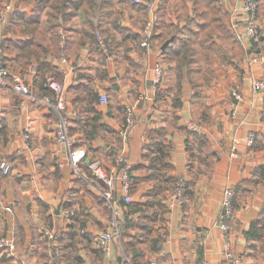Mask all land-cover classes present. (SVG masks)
Masks as SVG:
<instances>
[{
  "label": "crops",
  "instance_id": "obj_1",
  "mask_svg": "<svg viewBox=\"0 0 264 264\" xmlns=\"http://www.w3.org/2000/svg\"><path fill=\"white\" fill-rule=\"evenodd\" d=\"M172 1L165 5L173 9ZM220 1L242 34L247 26L243 0ZM163 2L139 0L145 17L122 8L120 29L109 24L100 31L111 48L107 55L83 39L89 26L81 11L59 20L54 29L47 9L39 12L36 22L27 20L35 8L31 0H0V12L11 7L0 30L6 66L11 73L25 75L36 97L31 101L9 87L0 90V160L11 167L9 174L0 173V238L14 244L13 255L0 248V264H95L100 258L108 260L106 264H123L125 255L157 264H222L225 238L234 264H264V103L251 86V77H264V38L259 37L263 44L258 63L248 65L258 42L242 38L245 55L239 69L211 60V78L195 90L178 80L167 51L170 39L163 43L165 53L158 39L154 45L140 42L143 27L154 25ZM258 24L261 33L264 10ZM125 30L131 32L127 38ZM159 61L165 76L157 97L148 100L142 94L153 95V68ZM50 79L63 87V111L52 90L51 95L41 94ZM231 88L243 97L236 118L231 117ZM44 96L52 106L38 100ZM127 105H136L137 123L124 144L119 131ZM72 111L84 113L82 120L71 117ZM62 117L86 149V160L98 158L106 170L125 145L132 166V204L125 215L131 221L148 219L153 226L150 240L133 244L135 228H129L122 238L127 252L121 243L113 245L109 255L99 249L96 237L107 226L109 209L94 194H101L104 185L85 163L79 175L71 169L66 150L54 139ZM85 120L95 125L90 140ZM27 123L31 132L25 141ZM189 123L198 126L199 134L187 128ZM250 129L257 131L253 147L244 142ZM199 135L208 141L205 151L217 154L214 164L200 152ZM181 175L189 185L184 203L178 205L169 197L172 188H165L169 178ZM226 188L239 192L224 234L219 214ZM116 251L120 257L113 259Z\"/></svg>",
  "mask_w": 264,
  "mask_h": 264
},
{
  "label": "trees",
  "instance_id": "obj_2",
  "mask_svg": "<svg viewBox=\"0 0 264 264\" xmlns=\"http://www.w3.org/2000/svg\"><path fill=\"white\" fill-rule=\"evenodd\" d=\"M19 1L20 3L22 2V0ZM31 1L35 8L34 12L27 18V20L29 22H36L39 12L47 9L48 16H50L51 24L54 29H58L59 20L65 21L74 13L81 11L89 26L88 31L83 34V39L94 43L100 50L99 42L102 40L105 43L106 50L109 52L111 51V48L107 40L101 36L100 31L104 30L109 24L114 28L120 29L118 27V22L121 17L122 8L127 9L130 13L136 11L140 17H145L146 11L142 4L140 5L133 0ZM163 1L164 2L156 11V21L151 27V35L148 42L151 43V45H154L155 41L158 39L160 41L159 49H161L162 53H165V50L162 49L163 43L167 39H170L172 46L167 51L168 55H170L171 59L174 61L175 72L179 81L190 83L195 90L196 88L198 89L205 86L211 78V60H219L223 64L239 69L243 56L245 55V51L241 45L243 40L238 37V34H240L238 30L240 28L237 22L232 21L230 13L225 10L220 0H173L172 2L175 5L173 6V9L170 7V3L165 5V2L168 0ZM258 2L257 18L258 16L261 18L264 10V2ZM189 3L192 5H189ZM123 34L124 37L127 38L131 35V32L125 30ZM144 37L145 36L142 34L140 42L144 40ZM259 37L264 38V28L261 30ZM259 37L257 39L258 45L256 43L258 47L255 49L257 52L256 54L262 56L261 47L263 40ZM40 90L42 95L52 94L46 83L41 86ZM83 116L84 113L78 112V115L76 116L78 122L82 120ZM60 121H64L63 117ZM136 123L137 122H135L134 126H136ZM83 125L88 128L86 137L89 140L92 139L95 128L94 122L85 120ZM120 146V141H117V147L120 148ZM207 148L208 141L202 135H199L200 152L205 154V149ZM205 155L206 157H210L212 162L218 157L213 150L210 151V153L206 152ZM116 157H113L112 165L115 163ZM129 163V160L125 157L123 163L117 167L116 174L124 171ZM176 179L169 178L167 181L169 186L165 189L172 188ZM159 190H161V188H159ZM238 192L239 189L235 188L233 199L236 198ZM94 195L98 201L106 207V202L102 195L97 193ZM118 195L119 193L115 192V196L118 197ZM120 205L123 207L125 215V209L129 204L120 202ZM236 205V201L234 202L233 200V209ZM138 219L142 225L143 223L146 224L142 227V230L143 228L150 226L148 219ZM125 221H129L130 225L132 223L130 219H127L126 215ZM130 225L125 226L126 229H123L124 234H126V230L129 231ZM134 225L136 228V223H134ZM148 230H150V228H148ZM135 260H133V262L136 263L133 264H137L141 259L137 258ZM56 263L57 260H54L53 264Z\"/></svg>",
  "mask_w": 264,
  "mask_h": 264
},
{
  "label": "built area",
  "instance_id": "obj_3",
  "mask_svg": "<svg viewBox=\"0 0 264 264\" xmlns=\"http://www.w3.org/2000/svg\"><path fill=\"white\" fill-rule=\"evenodd\" d=\"M135 2H139V0H133ZM258 2L255 0H243L242 9L246 14L247 18V26L245 27L243 33L238 37L241 39L248 41H257L260 35V28L258 24L257 18V8ZM11 9L10 5L5 6L4 12H0V30L7 18V11ZM151 27L152 23L148 22L142 30V34L145 36L142 41V46L148 45V39L151 35ZM98 35V34H97ZM99 36V35H98ZM101 50L104 54H109L110 52L106 50L105 43L100 40L99 42ZM3 54L0 48V90L4 87H9L18 97L28 98L29 100H34L36 97L30 92L29 85L26 82V78L24 74L18 73H9L8 68L3 65ZM260 60V56L255 54L254 56H250L248 60V65L256 64ZM164 77V68L161 62H157L153 68V78L152 84L154 88V92L159 88L161 82ZM251 86L254 92L258 93L260 97L264 98V80L260 78L251 77ZM47 87L54 92V97L57 100L56 106L60 110H65L66 107L64 105V100L62 97L63 87L61 83L50 79L47 81ZM232 95L234 98V109L231 112L232 118L237 116V107L243 101V97L240 93L235 90L232 91ZM40 102H43L45 105L52 106L51 99L47 96L41 97L38 99ZM101 103L105 101L104 97H100ZM135 107L134 105H127L124 109V124L123 127L119 131V135L122 137L124 144L126 143V139L129 137L132 128L135 125L136 117L134 113ZM71 117H76L78 115L77 111H72L69 113ZM192 129V128H190ZM193 130V129H192ZM31 132V125L27 123L23 130V138L25 141L29 140ZM256 137V133L254 130H250L244 142L248 146H252L254 144ZM54 139L55 142L64 147L68 154L69 163L73 172L77 175L80 174L79 166L81 163H85L88 170L92 173V175L100 180L104 187L102 188L101 195L106 202V205L109 209V216L106 228L101 231L96 237V244L101 249V251L105 255H109L111 251V247L113 243L118 238L119 225L121 223V217L123 214L122 206L120 202L128 204L131 202L132 197L130 194V183H131V167L130 165L126 166V169L119 174H116L117 167L120 166L125 158V145L123 146L122 152L116 157L115 163L113 166L106 170L103 166V162L98 158H91L88 161L87 159V151L82 144L77 142V140L70 134L69 125L67 122H61L57 125L54 130ZM11 172V167L5 160H0V173L3 175H7ZM184 178H178L174 184V187L171 192V196L174 199L180 198L182 195H185L186 184ZM118 184V187H117ZM115 192L121 194L119 200L115 196ZM234 198V190L233 188H226L222 194V202L219 214V222L221 225L224 234L226 233L228 227L226 225L225 219L230 217L233 213V199ZM9 210V208H6ZM226 237V235H225ZM0 248L5 249L7 255H13L14 244L11 240L1 237L0 238ZM222 264H234L236 262V258L233 256L231 252L229 242L227 238H225V249H224V258ZM145 264H157L154 260L147 261Z\"/></svg>",
  "mask_w": 264,
  "mask_h": 264
},
{
  "label": "rangeland",
  "instance_id": "obj_4",
  "mask_svg": "<svg viewBox=\"0 0 264 264\" xmlns=\"http://www.w3.org/2000/svg\"><path fill=\"white\" fill-rule=\"evenodd\" d=\"M246 15V14H245ZM2 28V27H1ZM3 65L4 66H6V62H5V59H4V57H3ZM159 62H161V61H159ZM162 63V65H163V62H161ZM7 67V66H6ZM8 72L9 73H11L10 72V70H8ZM212 74V73H211ZM165 76V75H164ZM254 77V76H253ZM252 77V78H253ZM255 78H260V79H262V80H264V77H255ZM163 79H164V77H163ZM52 80H54V79H52ZM54 81H56V80H54ZM58 82V81H57ZM152 86H153V84H152ZM233 90H235L236 92H238V93H240L239 92V90L237 89V88H231L230 89V92H231V95H232V91ZM158 92L159 91H157V92H151V93H153V95H150L149 93H145V94H142L143 96H145V98H148V100H151L153 97L155 98V97H157V95H158ZM256 93V92H255ZM241 94V93H240ZM258 94V93H257ZM259 95V94H258ZM242 96V95H241ZM260 96V95H259ZM232 97H233V95H232ZM260 98V100L264 103V98H262V97H259ZM234 99V98H233ZM234 105H235V102H234V104H233V108H232V110H231V112L233 111V109H234ZM134 107H135V110H134V113H135V117H136V105H134ZM231 115H232V113H231ZM137 118V117H136ZM236 118V117H235ZM124 124V123H123ZM188 127V129L190 130V131H192V132H195V133H198L199 132V128H198V126L197 125H193L192 123H189L188 125H187ZM190 128H192V129H190ZM250 130H254L255 131V133H256V137H255V141H254V144L252 145V146H248L246 143V146H248V147H253L254 145H255V143H256V140H257V131L255 130V129H250ZM249 130V131H250ZM248 131V132H249ZM247 132V133H248ZM199 134V133H198ZM237 155V153H236V151L234 152V150H233V152L231 153V156L232 157H235ZM218 158V157H217ZM216 161V160H215ZM215 161H213V164H214V162ZM128 165H130V167H131V172H132V166H131V163H129ZM113 165H111L110 166V168L112 167ZM80 168V167H79ZM107 170H109V169H107ZM131 176H132V174H131ZM178 178H184L185 179V184H186V193L188 192L187 191V189H188V182H187V180H186V178L184 177V175H181V176H179V177H177V179ZM176 179V180H177ZM176 180H175V182H176ZM175 184V183H174ZM117 187H118V184H117ZM173 187H174V185H173ZM173 187H172V189H173ZM131 188H132V177H131V183H130V192H131ZM234 190V189H233ZM171 192H172V190H171ZM171 192H170V195H171ZM186 193H185V195H182L180 198H175L174 197V199L172 198V196H169L170 197V199L173 201V202H176V203H178V205L179 204H181V203H184V201H185V199H186ZM223 194V193H222ZM119 197H121V194H119L118 195V197H117V200L118 201H120L119 200ZM221 202H222V198H221ZM132 203V200H131V202H129L128 204H131ZM220 208H221V205H220ZM122 210H124L123 209V207H122ZM132 223H131V225L129 224V221H125V218H124V212H123V214H122V217H121V223H120V225H119V232H120V234H119V236H118V238L116 239V241L113 243V245H119L120 243H121V246H122V251L123 252H127V248H126V245L125 246H123L122 245V238H123V233H124V230L123 229H126V227L125 226H129L130 225V227L129 228H135V225H134V223H136V228L134 229V231H135V233H134V236H133V239L131 240L132 241V243L133 244H136V243H138V242H141V240L143 241L144 239L145 240H150V236H149V233H150V230H148V228H152L153 226H152V224H150V226H148L147 228H143V230H142V227L144 226V225H146V224H144L143 223V225H142V223H140V220L139 219H137L136 221H131ZM122 230H123V232H122ZM126 232V234L125 235H129V231H125ZM100 249V248H99ZM101 250V249H100ZM118 251V250H117ZM116 251V253H115V255L113 256V259L115 258H118V256H119V254H118V252ZM103 253V252H102ZM104 254V253H103ZM102 254V255H103ZM118 255V256H117ZM121 256H123L122 254H120ZM120 257V256H119ZM109 260H111V259H109ZM133 260H135V259H132V258H130L128 255H125L124 257H123V264H133V263H136V262H133ZM140 262H138L137 264H145L146 263V261H141V260H139ZM106 263H109V261L108 260H106V259H99V262H96L95 264H106ZM73 264H75V263H73ZM76 264H81V263H76ZM88 264H91L90 262L88 263Z\"/></svg>",
  "mask_w": 264,
  "mask_h": 264
},
{
  "label": "water",
  "instance_id": "obj_5",
  "mask_svg": "<svg viewBox=\"0 0 264 264\" xmlns=\"http://www.w3.org/2000/svg\"><path fill=\"white\" fill-rule=\"evenodd\" d=\"M166 46H167V43H165V44L162 46V48L164 49Z\"/></svg>",
  "mask_w": 264,
  "mask_h": 264
}]
</instances>
